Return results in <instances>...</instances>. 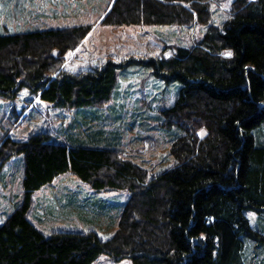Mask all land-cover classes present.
Listing matches in <instances>:
<instances>
[{
    "label": "trees",
    "instance_id": "obj_1",
    "mask_svg": "<svg viewBox=\"0 0 264 264\" xmlns=\"http://www.w3.org/2000/svg\"><path fill=\"white\" fill-rule=\"evenodd\" d=\"M208 1L114 0L102 19L207 25L194 45L142 61L156 78L179 83L173 104L161 110L164 125L182 132L172 143L171 167L150 176L111 147L66 144L45 133L0 139V167L23 156L22 199L0 221V264H91L101 254L132 264H247V242L264 250V234L245 215L264 212V0H233L222 27L208 23ZM89 29L0 33V95L28 87L58 107L108 101L128 61L58 70ZM66 171L98 191H129L110 237L44 234L28 218L33 192Z\"/></svg>",
    "mask_w": 264,
    "mask_h": 264
},
{
    "label": "rangeland",
    "instance_id": "obj_2",
    "mask_svg": "<svg viewBox=\"0 0 264 264\" xmlns=\"http://www.w3.org/2000/svg\"><path fill=\"white\" fill-rule=\"evenodd\" d=\"M114 0H0V33L89 25L78 44L66 51L58 70L81 73L106 61L128 64L118 71L110 99L86 108L58 107L28 87L14 96L0 95V139L26 140L45 133L54 141L115 149L125 159L153 176L171 167L173 141L179 127L164 125L161 110L173 104L178 82L156 78L142 63L152 57L171 56L177 47L200 39L205 24H104ZM210 1V2H209ZM209 19L218 27L231 16L233 0H209ZM200 135L204 130L199 131ZM23 156L16 153L0 167V221L22 199ZM129 191L95 190L70 171L57 175L32 194L28 218L44 234L56 231H94L110 237L117 227ZM251 214V216L249 215ZM251 227L264 234V212H245ZM247 264H264V250L246 243ZM91 264H132L130 258L101 254Z\"/></svg>",
    "mask_w": 264,
    "mask_h": 264
},
{
    "label": "snow or ice",
    "instance_id": "obj_3",
    "mask_svg": "<svg viewBox=\"0 0 264 264\" xmlns=\"http://www.w3.org/2000/svg\"><path fill=\"white\" fill-rule=\"evenodd\" d=\"M225 55H231V53H225ZM251 216V214H249Z\"/></svg>",
    "mask_w": 264,
    "mask_h": 264
},
{
    "label": "crops",
    "instance_id": "obj_4",
    "mask_svg": "<svg viewBox=\"0 0 264 264\" xmlns=\"http://www.w3.org/2000/svg\"><path fill=\"white\" fill-rule=\"evenodd\" d=\"M73 231V230H72ZM75 231H77V230H75ZM83 232H87V231H83Z\"/></svg>",
    "mask_w": 264,
    "mask_h": 264
}]
</instances>
